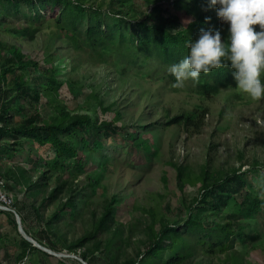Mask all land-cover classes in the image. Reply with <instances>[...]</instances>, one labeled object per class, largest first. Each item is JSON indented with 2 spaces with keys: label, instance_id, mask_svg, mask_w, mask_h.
Listing matches in <instances>:
<instances>
[{
  "label": "rangeland",
  "instance_id": "rangeland-1",
  "mask_svg": "<svg viewBox=\"0 0 264 264\" xmlns=\"http://www.w3.org/2000/svg\"><path fill=\"white\" fill-rule=\"evenodd\" d=\"M75 1L106 15L119 12L128 22L154 19L153 25L167 21L185 27L200 15L217 17L208 0ZM227 28L221 31L224 38ZM70 36L53 22L29 27L22 21L0 24L1 56L15 48L28 60L52 68L57 83L50 86L42 73L26 74L39 101L14 99L13 122H20L21 115L39 113L47 124L60 121V113L65 112L122 128L120 134L104 140L99 164L85 173L72 172V166L66 172L55 171L36 193L28 192V187L44 171L41 161L50 155L48 149L24 144L16 155L0 157V178L14 199L12 211L0 210V264H87L83 256L91 264H136L162 224L181 225L198 207H207L199 211V220L234 223L233 230L241 236L226 252L209 255L199 249L185 264H264V98L253 99L237 87L207 99L190 81L175 87L167 76L169 70L157 74L151 66L149 76L145 75L147 70L139 71L138 64L131 67L123 52L109 53L106 62L92 58L75 49ZM187 113L197 114L196 127L168 125ZM151 125L146 133L139 131ZM134 132H139L140 143L127 138ZM82 136L77 132L68 141L78 147ZM179 167L186 175L181 184ZM234 171L244 176L248 191L262 202L255 216L237 214L242 199L238 194L219 214L199 200L203 182L210 184ZM62 185L55 202L40 209L42 201ZM113 198L109 230L97 232ZM69 201L82 203L73 219L63 208ZM57 213L62 220L48 227ZM22 252L26 256L20 263Z\"/></svg>",
  "mask_w": 264,
  "mask_h": 264
},
{
  "label": "trees",
  "instance_id": "trees-1",
  "mask_svg": "<svg viewBox=\"0 0 264 264\" xmlns=\"http://www.w3.org/2000/svg\"><path fill=\"white\" fill-rule=\"evenodd\" d=\"M23 10H26L27 14H23ZM206 17H211L210 24L205 23ZM16 21H22L28 27L53 22L71 34L70 43L75 49L86 51L90 57L99 58L103 62H106L105 57L109 53L123 52V56L130 58L131 67L138 64L139 71L146 69L145 75L148 76L151 66L158 74L161 71L166 72L171 65L183 59L189 52L188 42L198 37L201 28L223 31L228 27L218 17L208 14L195 17L185 27L177 24L170 26L167 21H163L161 25H153L154 19L128 22L119 12L106 15L98 8L87 7L75 0H0V24L11 25ZM179 26L182 28L177 29ZM52 72V68L42 67L28 60L15 48H10L5 56L0 54V157L16 155L24 144H32L37 150L48 149L50 152V155L41 161L44 171L37 182L28 187V192H40V189L45 187L41 182H46L48 175L55 171L66 172L72 166V172L85 173L89 166L99 164L100 153L105 149L104 140L117 136L122 128L112 122L92 121L87 116L71 117L65 112L60 113V121L56 122L46 124L42 116L35 113L30 116L21 115L22 119L15 124L10 115L14 99L35 103L39 101L38 93L33 91L25 80L26 74L42 73L48 77L50 86L57 87ZM167 76L171 83H176L170 72ZM188 81L195 84L197 94L207 99L218 95L222 90L237 88L232 78V70L227 67L213 70L207 75L201 74L196 82ZM18 112L21 114L22 111L18 109ZM196 115L187 113L176 116L168 125L196 127ZM151 127L152 125L142 126L139 131L143 134ZM77 132H82L83 135L78 147L68 141ZM127 138L134 143L141 141L139 132L127 135ZM82 152H86L88 157ZM262 177L264 180V174ZM185 178V170L177 168L179 184ZM164 181L166 182V179ZM247 185L244 176L234 171L232 175L216 178L210 184L203 182L199 200L210 205L209 208L219 214L230 199L238 194L242 199L237 214L242 218H250L260 212L262 202L252 196ZM63 188L64 185L54 189L42 201L40 209L52 205ZM115 202L116 198H113L106 207L105 214L99 220L97 232L109 230L108 225L113 220V214L110 213ZM81 204L69 201L63 208L73 219ZM204 208L207 207H198L200 210L195 211V214L190 215L181 225L162 224L153 236L149 248L136 264H185L195 258L199 249L212 255L231 248L233 239L241 236L233 230L234 223L230 225L202 222L198 219V214ZM57 220H62L58 213L47 226L52 227ZM256 238L257 235L251 240L255 241ZM25 256L26 252H22L19 256L20 263ZM83 259L87 264H91L85 256Z\"/></svg>",
  "mask_w": 264,
  "mask_h": 264
},
{
  "label": "clouds",
  "instance_id": "clouds-1",
  "mask_svg": "<svg viewBox=\"0 0 264 264\" xmlns=\"http://www.w3.org/2000/svg\"><path fill=\"white\" fill-rule=\"evenodd\" d=\"M208 5L228 26V35L224 38L220 30L201 28L198 37L188 42V54L169 68L174 86L183 87L188 80L198 81L201 74L227 67L236 87L253 99L264 98V0H208ZM205 23L210 24L211 17Z\"/></svg>",
  "mask_w": 264,
  "mask_h": 264
},
{
  "label": "built area",
  "instance_id": "built-area-1",
  "mask_svg": "<svg viewBox=\"0 0 264 264\" xmlns=\"http://www.w3.org/2000/svg\"><path fill=\"white\" fill-rule=\"evenodd\" d=\"M13 206V196L5 191V181L0 178V210L12 211Z\"/></svg>",
  "mask_w": 264,
  "mask_h": 264
},
{
  "label": "water",
  "instance_id": "water-1",
  "mask_svg": "<svg viewBox=\"0 0 264 264\" xmlns=\"http://www.w3.org/2000/svg\"><path fill=\"white\" fill-rule=\"evenodd\" d=\"M32 242V241H31ZM33 243V242H32Z\"/></svg>",
  "mask_w": 264,
  "mask_h": 264
}]
</instances>
